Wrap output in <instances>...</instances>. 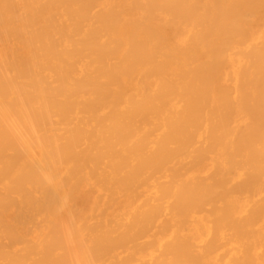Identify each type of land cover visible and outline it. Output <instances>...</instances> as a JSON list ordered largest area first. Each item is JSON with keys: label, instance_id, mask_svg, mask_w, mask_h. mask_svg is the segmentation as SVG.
<instances>
[{"label": "bare ground", "instance_id": "obj_1", "mask_svg": "<svg viewBox=\"0 0 264 264\" xmlns=\"http://www.w3.org/2000/svg\"><path fill=\"white\" fill-rule=\"evenodd\" d=\"M0 264H264V0H0Z\"/></svg>", "mask_w": 264, "mask_h": 264}]
</instances>
